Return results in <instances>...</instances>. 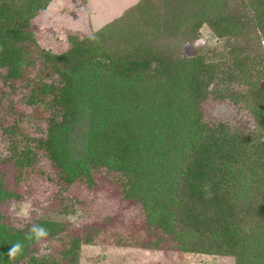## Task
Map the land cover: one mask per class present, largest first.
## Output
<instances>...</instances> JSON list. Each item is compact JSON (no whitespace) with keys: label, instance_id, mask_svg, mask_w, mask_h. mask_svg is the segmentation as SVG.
<instances>
[{"label":"trees","instance_id":"trees-1","mask_svg":"<svg viewBox=\"0 0 264 264\" xmlns=\"http://www.w3.org/2000/svg\"><path fill=\"white\" fill-rule=\"evenodd\" d=\"M51 1L0 0V79L13 92L28 81L26 103L47 112L45 131L37 124L34 136L16 127L21 118L2 128L9 145L0 166L9 163L16 182L40 170L61 189L90 186L92 171L105 169L121 200L162 235L155 247L168 238L182 253L264 264V0H138L89 36H68L62 54L40 48L29 29ZM203 28L226 49L179 54ZM36 62L42 69L25 80ZM235 82L245 95L230 88ZM209 97L244 101L255 129L207 124ZM3 183L0 171V205L17 197ZM6 217L0 211V264H59L32 252L63 224L16 227ZM81 243L67 241L70 264Z\"/></svg>","mask_w":264,"mask_h":264},{"label":"rangeland","instance_id":"rangeland-1","mask_svg":"<svg viewBox=\"0 0 264 264\" xmlns=\"http://www.w3.org/2000/svg\"><path fill=\"white\" fill-rule=\"evenodd\" d=\"M137 1L52 0L45 10L37 12L30 20L29 29L40 48L62 54L71 46L68 36H89ZM197 43L196 46L187 44L177 52L192 56L202 50L219 53L226 49L224 42L215 41L207 28L201 30ZM26 49H29V60H33L35 47L27 46ZM42 67L38 62L34 67H27L24 79L38 75L36 72ZM25 83H16L19 89L15 88L13 92L0 79V157L7 154L9 145L3 127L13 126L21 118L16 127L28 128L31 136L36 135L34 126L37 124L45 131L47 112L42 104L30 106L26 103L25 96L30 87ZM230 88L240 90L242 95L247 92L246 87L238 82L231 84ZM244 105V101L233 104L229 99L209 97L202 105L203 119L207 124L225 123L245 133L250 132L255 126ZM39 164L50 170L48 161ZM0 171L4 174L5 188L17 196L0 205V211L11 217L14 226L22 227L29 221L46 219L59 222L65 228L59 237L44 238L36 243L32 252L35 258L70 264L63 251L69 238L76 237L82 241L77 264H235L230 256L182 253L168 238L155 247L156 238L162 235L148 230L137 208L121 200L117 183L105 169L92 171L93 184L90 186L81 180L68 187L62 183V189L61 182L57 184L54 177L49 180L40 170L29 171V178L22 182L14 181V169L9 163H3ZM61 207L65 208L63 212ZM88 238L90 243H84Z\"/></svg>","mask_w":264,"mask_h":264},{"label":"clouds","instance_id":"clouds-1","mask_svg":"<svg viewBox=\"0 0 264 264\" xmlns=\"http://www.w3.org/2000/svg\"><path fill=\"white\" fill-rule=\"evenodd\" d=\"M40 234H44V230L43 229H40Z\"/></svg>","mask_w":264,"mask_h":264}]
</instances>
